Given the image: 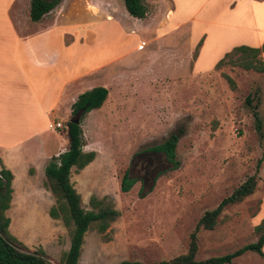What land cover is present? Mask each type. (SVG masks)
<instances>
[{"label":"rangeland","instance_id":"obj_1","mask_svg":"<svg viewBox=\"0 0 264 264\" xmlns=\"http://www.w3.org/2000/svg\"><path fill=\"white\" fill-rule=\"evenodd\" d=\"M142 1L148 23L153 21L154 27L165 24L175 3L170 25L177 28L151 45L146 42L140 53L146 61L137 62L136 88H128L125 100L128 110L146 107L140 117L106 123L93 112L82 120L83 150L94 151L95 158L83 171L72 170L70 180L86 210L91 195L107 196L120 218L108 231V242L94 231L86 233L79 264H152L186 253L199 218L252 174L264 155V75L231 64L215 68L230 46V50L251 46L264 35V9L235 5L239 0ZM102 28L112 32L108 26ZM204 38L207 43L198 62L202 45L197 58L192 56ZM223 75L234 81V90ZM254 114L261 123L259 131ZM177 128L184 134L176 147L179 167L172 169L162 154L150 149ZM146 158L154 166L150 172L137 169ZM126 171L135 182L129 192L122 193L120 182ZM43 179L44 171L33 177L19 175L20 194L6 215L12 220L13 236L31 252L43 249L50 262L58 264L68 250L69 237L61 221L48 215L54 199L44 189ZM263 218L264 161L255 192L226 207L212 231L198 234L197 260L224 256L256 242L259 235L254 228ZM232 264L264 261L248 252Z\"/></svg>","mask_w":264,"mask_h":264},{"label":"crops","instance_id":"obj_2","mask_svg":"<svg viewBox=\"0 0 264 264\" xmlns=\"http://www.w3.org/2000/svg\"><path fill=\"white\" fill-rule=\"evenodd\" d=\"M236 4L264 9V0ZM175 9L174 3L165 24L154 27L153 21L148 23V12L144 19L129 16L122 0H60L38 22H32L30 0H0V167L13 175L10 207L20 194L19 175L33 177L43 172L52 157L68 149L65 125L79 95L97 87L108 92L103 105L89 112L86 120L93 112L106 123L140 117L145 106L128 110L127 91L136 88L133 78L146 61L140 53L147 43L162 40L177 28L170 25ZM116 28L122 33H115ZM263 43L261 34L255 44L247 45L257 48ZM165 53L173 56L172 51ZM261 57L264 63V52ZM56 122L63 124L62 130L48 128Z\"/></svg>","mask_w":264,"mask_h":264},{"label":"trees","instance_id":"obj_3","mask_svg":"<svg viewBox=\"0 0 264 264\" xmlns=\"http://www.w3.org/2000/svg\"><path fill=\"white\" fill-rule=\"evenodd\" d=\"M60 0H30L29 19L32 22H38L44 15L49 13ZM124 8L129 16L136 19H144L147 9L142 0H122ZM201 39L196 45L193 58L196 59L198 50L202 45ZM264 52V43L253 48L245 45L237 46L225 53L215 68L222 65L231 64L245 71H254L264 75V63L262 53ZM229 87L234 90L235 83L227 75H223ZM107 90L102 87L93 88L78 96L71 107L70 120L65 125L68 138V149L52 157L45 166L43 187L54 199V204L49 209L48 215L53 220H60L68 232L69 247L61 254L58 264H79L82 253V246L87 232L94 231L99 234L105 242L109 241L108 231L111 226L120 218V212L115 208L113 201L107 197H97L91 195L88 199L89 210L82 206L81 195L74 188L71 182L72 170L76 173L82 171L91 164L95 158V152H85L83 135L81 129L82 120L92 110L99 109L107 97ZM81 114L79 124H73L72 119L77 114ZM256 121V130L261 129V123L257 114H254ZM182 128L175 129L169 137L160 145L150 149V152L162 154L165 161L170 164L172 169L179 167V161L176 159V147L183 136ZM151 160L147 158L142 164H145L144 171L150 172L154 166L150 164ZM264 161V155L259 158L253 169V173L233 191L222 199L215 208L205 211L195 224L189 236V244L186 253L176 256L169 260L159 261L152 264H232L237 259L248 252L256 254L264 261V218L254 230L259 235L254 243L247 244L232 253L219 257H211L205 260H197L198 252V234L201 231H212L219 223V217L228 206L238 204L251 196L257 186L259 172ZM152 166V167H151ZM159 172L157 176H160ZM12 173L0 167V264H52L43 249H37L31 252L24 243L13 236L9 230L10 218L6 212L10 209L12 199ZM135 180L130 178L126 171L120 182V191L127 193L133 186ZM118 264H144L138 261H122Z\"/></svg>","mask_w":264,"mask_h":264},{"label":"built area","instance_id":"obj_4","mask_svg":"<svg viewBox=\"0 0 264 264\" xmlns=\"http://www.w3.org/2000/svg\"><path fill=\"white\" fill-rule=\"evenodd\" d=\"M48 128L53 131L62 130L63 124L61 122L51 123L49 124Z\"/></svg>","mask_w":264,"mask_h":264},{"label":"water","instance_id":"obj_5","mask_svg":"<svg viewBox=\"0 0 264 264\" xmlns=\"http://www.w3.org/2000/svg\"><path fill=\"white\" fill-rule=\"evenodd\" d=\"M80 118H81V114L79 113V114L76 115V118H75V119H72V120H71V122H72L73 124H79V122H80Z\"/></svg>","mask_w":264,"mask_h":264},{"label":"flooded vegetation","instance_id":"obj_6","mask_svg":"<svg viewBox=\"0 0 264 264\" xmlns=\"http://www.w3.org/2000/svg\"><path fill=\"white\" fill-rule=\"evenodd\" d=\"M145 166H146L145 164H142V165L140 164L139 167H138L137 169H138V170H143V171H144V170L146 169ZM144 167H145V169H144ZM141 181H142V182H145V179H142Z\"/></svg>","mask_w":264,"mask_h":264}]
</instances>
